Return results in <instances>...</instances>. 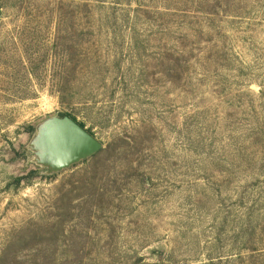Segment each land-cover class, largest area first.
Here are the masks:
<instances>
[{"label":"rangeland","instance_id":"obj_1","mask_svg":"<svg viewBox=\"0 0 264 264\" xmlns=\"http://www.w3.org/2000/svg\"><path fill=\"white\" fill-rule=\"evenodd\" d=\"M0 264H264V0H0Z\"/></svg>","mask_w":264,"mask_h":264},{"label":"water","instance_id":"obj_2","mask_svg":"<svg viewBox=\"0 0 264 264\" xmlns=\"http://www.w3.org/2000/svg\"><path fill=\"white\" fill-rule=\"evenodd\" d=\"M48 144L64 158L73 159L96 151L99 144L76 122L62 113L49 124Z\"/></svg>","mask_w":264,"mask_h":264},{"label":"trees","instance_id":"obj_3","mask_svg":"<svg viewBox=\"0 0 264 264\" xmlns=\"http://www.w3.org/2000/svg\"><path fill=\"white\" fill-rule=\"evenodd\" d=\"M70 119H72L74 122H76L73 118H70ZM77 124L83 129V126L81 124H79V123H77ZM87 133L89 134V132H87Z\"/></svg>","mask_w":264,"mask_h":264}]
</instances>
